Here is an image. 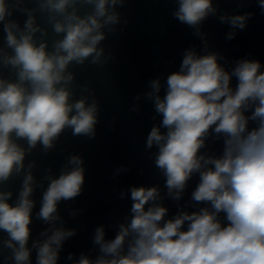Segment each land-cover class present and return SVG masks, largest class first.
Returning a JSON list of instances; mask_svg holds the SVG:
<instances>
[{"label": "clouds", "instance_id": "1", "mask_svg": "<svg viewBox=\"0 0 264 264\" xmlns=\"http://www.w3.org/2000/svg\"><path fill=\"white\" fill-rule=\"evenodd\" d=\"M172 17L201 41L185 48L178 70L161 81L150 79L147 91L133 98L150 101L154 123L145 151L163 179L118 191L131 200L128 213L114 225L94 229L87 252L68 253L72 264H264V65L240 58L229 70L227 58L210 47L204 22L214 17L228 25L226 40L247 28L253 12L247 0H235L236 11L221 10L219 0H174ZM264 15V0H255ZM128 0H0V258L3 264H58L65 242L78 229L66 227L62 202H75L86 182V163L69 154L59 173L51 166L37 179L39 148L48 155L61 136L95 140L100 103L90 83L75 97L73 66L103 67L116 58L102 42L123 32L129 20L119 11ZM23 16V23L17 16ZM39 18L43 24L38 22ZM121 26V27H117ZM51 28V33L49 32ZM237 83L232 86V79ZM117 118L108 127L115 130ZM253 125V126H250ZM222 142L217 154L209 140ZM153 148L156 151H151ZM63 151V149H61ZM130 170L120 165L113 180ZM140 175L144 174L141 169ZM193 177L189 199L180 204ZM20 178L14 193L9 182ZM46 183V186H45ZM42 189L40 207L33 198ZM113 191L117 189L114 187ZM177 204L170 218L163 201ZM192 208L193 211L186 209ZM76 218L84 209L67 208ZM46 225L35 238L33 220ZM80 230H84L81 228ZM92 252H96L95 256Z\"/></svg>", "mask_w": 264, "mask_h": 264}, {"label": "water", "instance_id": "2", "mask_svg": "<svg viewBox=\"0 0 264 264\" xmlns=\"http://www.w3.org/2000/svg\"><path fill=\"white\" fill-rule=\"evenodd\" d=\"M175 7L174 0H128L127 7L119 9L129 20V24L123 32L116 35L108 34L106 40L102 42L106 52L112 51L116 59L103 67L86 63L70 68L76 74L77 87L74 98L78 99L80 96L79 85L90 83L100 103L101 122L97 125L96 139L73 137L69 130L61 136L51 153L43 155L38 148L27 158L37 160L38 166L34 170L37 179L43 176V169L48 166L58 174L69 154H80L85 159L86 182L82 195L77 197L75 202H62L60 205L61 215L67 221L65 226L75 227L78 232L65 242L58 264H72L66 260L70 252L75 253L78 258L80 252L91 249L93 247L91 238L94 229L99 225L106 226L107 239L114 238L116 228L107 226L122 220L131 206L130 199H118L120 189L133 185L151 186L156 183L163 188L164 181L156 172L144 147L147 134L152 125L160 121V117L152 120L155 113L150 101L141 100L139 102L141 110L138 113H131L129 109L133 98L138 93L148 90L147 84L150 79L160 76L163 83L169 73L178 70L185 48L195 45L200 51L202 47L201 41L192 35V30L172 17L171 13ZM219 7L229 13L237 10L235 0H219ZM239 11L240 14L253 12L254 16L248 22L247 28L238 32L233 40L225 39L229 26L220 24L216 18L209 17L203 25V30L208 33L210 47L227 58L226 67L229 70L234 66V61L240 58L256 59L264 65V15H261L255 0H247V7ZM17 18L21 23L25 19L19 15ZM38 22L48 27L43 24L39 15ZM49 32L51 33L50 27ZM2 36L0 25V40ZM236 83V79L233 78L232 86L235 87ZM113 116L117 118L115 130L108 127ZM208 149L218 154L222 149V142H213L210 139ZM151 151L154 152L156 149L153 148ZM120 165L129 166L130 170L113 180L112 172ZM141 169L144 170L143 175L139 174ZM20 182V178L9 182L8 187L14 193L13 199L19 190ZM197 182L198 177H193L180 204L188 201ZM114 187L117 189L116 192L113 191ZM41 194L42 189H37L34 194L33 198L37 202L34 213L39 210ZM163 203L169 209L166 218L172 217L178 211L175 202L165 199ZM71 207L84 211L73 219L65 211ZM31 227L32 236L35 238L46 225L34 219ZM81 228L84 230H80ZM2 237L3 233H0V238ZM96 254L92 252L93 256ZM0 264H3L2 258Z\"/></svg>", "mask_w": 264, "mask_h": 264}]
</instances>
